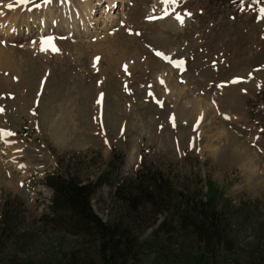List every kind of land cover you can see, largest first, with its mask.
Here are the masks:
<instances>
[{"label":"rangeland","instance_id":"374dc122","mask_svg":"<svg viewBox=\"0 0 264 264\" xmlns=\"http://www.w3.org/2000/svg\"><path fill=\"white\" fill-rule=\"evenodd\" d=\"M72 3L0 0V16L30 10L36 18L10 38L0 26V217L5 204L14 217L0 264H68L78 252L97 264L88 237L43 225L52 192L41 180L59 161L92 180L114 154L122 155L112 169L118 182L144 164L176 190L207 195L212 184L220 205L227 200L220 209L235 241L216 254L217 264H261L264 0H113L106 25L110 7L93 2L96 24L73 20L79 33L59 25L68 9L76 18ZM111 201L107 187L93 198L103 221ZM164 218L174 217H158L140 240H164L154 233ZM171 244L179 255V240ZM183 246L182 255L193 254ZM147 247L130 264H186L164 262Z\"/></svg>","mask_w":264,"mask_h":264},{"label":"trees","instance_id":"16d2710c","mask_svg":"<svg viewBox=\"0 0 264 264\" xmlns=\"http://www.w3.org/2000/svg\"><path fill=\"white\" fill-rule=\"evenodd\" d=\"M122 155L114 154L107 168L92 180L83 181L70 171L68 164L59 161V170L46 174L41 184L52 192L49 213L42 218L43 225L75 237H88L97 264L138 263L143 248L154 250L164 262L175 260L186 264H217L216 254L230 252L235 241L227 231V218L221 211L222 196L207 183L208 194L196 189L176 190L169 178L158 170L141 165L135 177L118 182L112 172L115 164H122ZM117 181V182H116ZM103 187L112 190V211L107 220H101L93 210V198ZM4 217H0V244L4 233L9 236V226L14 217L5 204ZM167 215L173 219L158 224L156 231H163L165 239L152 243L141 241V235L157 218ZM153 219L152 223H149ZM232 214L229 220H235ZM168 223H174L171 228ZM172 231V232H171ZM154 233L150 237H154ZM159 235V234H157ZM175 236V237H174ZM179 240L178 255L171 240ZM0 245V248H1ZM192 251L191 255H182ZM174 250V251H173ZM68 264H94L88 254L69 253ZM169 254L171 258H169ZM181 255V256H180ZM243 264H256L246 259ZM260 264V263H258ZM264 264V259L262 263Z\"/></svg>","mask_w":264,"mask_h":264},{"label":"bare ground","instance_id":"6f19581e","mask_svg":"<svg viewBox=\"0 0 264 264\" xmlns=\"http://www.w3.org/2000/svg\"><path fill=\"white\" fill-rule=\"evenodd\" d=\"M64 2L65 3L66 2H70V3L73 2L72 6L73 5L75 6L74 7V13L76 14V18L73 19L72 15H71L72 11L69 10V9L68 10L66 9L67 10L66 11L67 16H65L66 20L64 22L59 23V25L65 26L68 29H71V30H73L76 33H79V29H77V25H76V27H75L74 24L72 25L73 20L75 21L76 19H78L79 22H80V25L82 27L85 26V25L86 26L87 25L91 26L92 23L96 24L97 20L93 19L94 18L93 17V8H95L93 2H96L97 5H99V4L103 3V2H106V4H107L106 6L110 7V9L107 10V13H105V11H104L103 14L105 15V19H104V21L102 23H104L106 25V22H110L113 19V14H112V17H111V14L109 15V11L113 8V5H112L113 4V0H72V1L71 0H64ZM30 13H31L30 10L29 11L26 10L21 15H18V14H15V13H11V14H9V16L7 18L4 15L0 16L1 31L6 33L5 37L10 38L9 34L11 32V29H13V28L17 31V34L21 35V26L24 25V24H25V28L28 30V28L30 27V25L28 24L29 20L31 19L33 21V24H34V22L36 20L35 16L34 15H30ZM16 19H17V22H15ZM44 23H45V21H42L41 27L44 26ZM64 23H65V25H64ZM57 24H58V22L56 20L55 25H57ZM16 25H18V27H16ZM85 27H83V28H85ZM94 32H95V30H94Z\"/></svg>","mask_w":264,"mask_h":264},{"label":"snow or ice","instance_id":"6c2138e0","mask_svg":"<svg viewBox=\"0 0 264 264\" xmlns=\"http://www.w3.org/2000/svg\"><path fill=\"white\" fill-rule=\"evenodd\" d=\"M25 2H26V0H17V3H20V4H23V3H25ZM46 2L51 3V0H46ZM165 2H168V3H174L175 0H165ZM8 7L11 8L12 5L9 4ZM262 11H264V10H262ZM177 19L180 20L181 18L178 16ZM181 22H182V21H181ZM45 43H46V44H50L51 41L49 40V41H46ZM157 55H160V53H157ZM226 119H227V117H226ZM4 135L7 136V135H10V133H5Z\"/></svg>","mask_w":264,"mask_h":264}]
</instances>
